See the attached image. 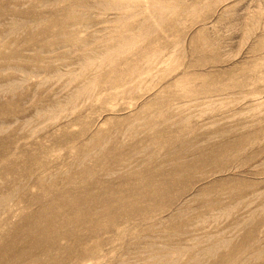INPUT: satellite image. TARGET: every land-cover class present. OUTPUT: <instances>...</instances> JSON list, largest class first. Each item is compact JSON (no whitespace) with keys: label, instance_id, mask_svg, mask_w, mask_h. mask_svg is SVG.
Wrapping results in <instances>:
<instances>
[{"label":"rangeland","instance_id":"1","mask_svg":"<svg viewBox=\"0 0 264 264\" xmlns=\"http://www.w3.org/2000/svg\"><path fill=\"white\" fill-rule=\"evenodd\" d=\"M0 264H264V0H0Z\"/></svg>","mask_w":264,"mask_h":264}]
</instances>
